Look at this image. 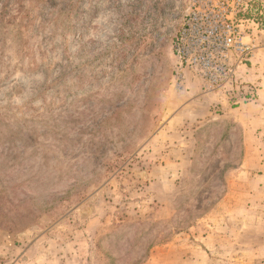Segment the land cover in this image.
Instances as JSON below:
<instances>
[{
  "label": "rangeland",
  "instance_id": "obj_1",
  "mask_svg": "<svg viewBox=\"0 0 264 264\" xmlns=\"http://www.w3.org/2000/svg\"><path fill=\"white\" fill-rule=\"evenodd\" d=\"M17 1L0 25V264H264V127L238 110L258 99V2L217 87L174 47L190 0Z\"/></svg>",
  "mask_w": 264,
  "mask_h": 264
},
{
  "label": "built area",
  "instance_id": "obj_2",
  "mask_svg": "<svg viewBox=\"0 0 264 264\" xmlns=\"http://www.w3.org/2000/svg\"><path fill=\"white\" fill-rule=\"evenodd\" d=\"M252 0H190V10L174 41L177 55L211 85L230 84L253 47L240 14ZM255 8L264 15V0ZM247 38V40H245ZM236 56V57H234ZM253 89V88H252Z\"/></svg>",
  "mask_w": 264,
  "mask_h": 264
},
{
  "label": "crops",
  "instance_id": "obj_3",
  "mask_svg": "<svg viewBox=\"0 0 264 264\" xmlns=\"http://www.w3.org/2000/svg\"><path fill=\"white\" fill-rule=\"evenodd\" d=\"M255 50L254 56L259 53ZM245 78L252 79L253 82L258 86V99L254 103L244 104L238 107V110H246L252 113L246 121L253 123L255 127H264V60L259 56L250 68V73L244 75ZM222 106L225 110H228L227 103L222 100ZM249 119V120H248Z\"/></svg>",
  "mask_w": 264,
  "mask_h": 264
},
{
  "label": "trees",
  "instance_id": "obj_4",
  "mask_svg": "<svg viewBox=\"0 0 264 264\" xmlns=\"http://www.w3.org/2000/svg\"><path fill=\"white\" fill-rule=\"evenodd\" d=\"M9 0H0V25L3 26L2 22H7L5 20V16L7 15V6H8ZM19 2V0L17 1Z\"/></svg>",
  "mask_w": 264,
  "mask_h": 264
}]
</instances>
